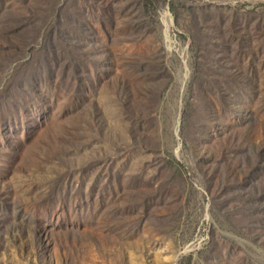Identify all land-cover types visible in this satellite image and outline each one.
<instances>
[{"label": "rangeland", "instance_id": "374dc122", "mask_svg": "<svg viewBox=\"0 0 264 264\" xmlns=\"http://www.w3.org/2000/svg\"><path fill=\"white\" fill-rule=\"evenodd\" d=\"M0 264H264V0H0Z\"/></svg>", "mask_w": 264, "mask_h": 264}]
</instances>
